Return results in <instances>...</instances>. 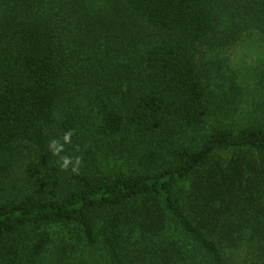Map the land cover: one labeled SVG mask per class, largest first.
Instances as JSON below:
<instances>
[{
	"label": "trees",
	"instance_id": "1",
	"mask_svg": "<svg viewBox=\"0 0 264 264\" xmlns=\"http://www.w3.org/2000/svg\"><path fill=\"white\" fill-rule=\"evenodd\" d=\"M247 27L264 0H0V264L56 227L78 264H264V107L198 136L196 56Z\"/></svg>",
	"mask_w": 264,
	"mask_h": 264
},
{
	"label": "rangeland",
	"instance_id": "2",
	"mask_svg": "<svg viewBox=\"0 0 264 264\" xmlns=\"http://www.w3.org/2000/svg\"><path fill=\"white\" fill-rule=\"evenodd\" d=\"M196 59L213 103V116L208 120L207 128L198 136L205 134L217 121L242 123L259 111L257 107H264V39L257 30L247 27L233 43L213 49L203 48ZM28 171V166L21 165L13 173L10 183H17L14 187L23 185ZM12 189L9 187V191ZM49 232L53 246L42 264H78L79 258L84 255L80 245L70 240L60 227L52 228ZM66 244L74 247L67 250L63 261L57 262L60 257L57 251ZM241 257L233 259L232 264H244Z\"/></svg>",
	"mask_w": 264,
	"mask_h": 264
},
{
	"label": "clouds",
	"instance_id": "3",
	"mask_svg": "<svg viewBox=\"0 0 264 264\" xmlns=\"http://www.w3.org/2000/svg\"><path fill=\"white\" fill-rule=\"evenodd\" d=\"M64 139H65V141H67L68 137H67V136H65V138H64ZM57 151H59V148H57ZM67 164H68V161H67V160H65V161H64V165L66 166Z\"/></svg>",
	"mask_w": 264,
	"mask_h": 264
}]
</instances>
